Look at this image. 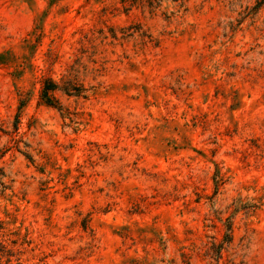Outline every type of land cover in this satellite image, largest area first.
I'll use <instances>...</instances> for the list:
<instances>
[{
  "label": "rangeland",
  "instance_id": "374dc122",
  "mask_svg": "<svg viewBox=\"0 0 264 264\" xmlns=\"http://www.w3.org/2000/svg\"><path fill=\"white\" fill-rule=\"evenodd\" d=\"M0 171V264H264V0H0Z\"/></svg>",
  "mask_w": 264,
  "mask_h": 264
},
{
  "label": "trees",
  "instance_id": "16d2710c",
  "mask_svg": "<svg viewBox=\"0 0 264 264\" xmlns=\"http://www.w3.org/2000/svg\"><path fill=\"white\" fill-rule=\"evenodd\" d=\"M57 89V85L55 83H48L47 85H45V87L42 90V98L43 100H45V102L49 105H53V99L50 95V93L54 90ZM1 172V171H0ZM2 173H0V183H1V177H2Z\"/></svg>",
  "mask_w": 264,
  "mask_h": 264
}]
</instances>
